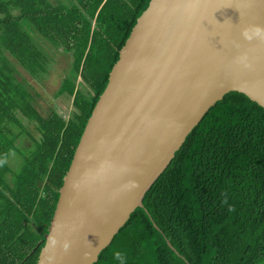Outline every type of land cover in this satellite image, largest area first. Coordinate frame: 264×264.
I'll return each mask as SVG.
<instances>
[{"label":"trees","instance_id":"trees-1","mask_svg":"<svg viewBox=\"0 0 264 264\" xmlns=\"http://www.w3.org/2000/svg\"><path fill=\"white\" fill-rule=\"evenodd\" d=\"M72 1L0 0V264H38L86 126L152 0ZM57 51L70 119L43 115L17 76L16 62L40 79ZM96 264H264V108L239 92L218 102Z\"/></svg>","mask_w":264,"mask_h":264},{"label":"water","instance_id":"water-1","mask_svg":"<svg viewBox=\"0 0 264 264\" xmlns=\"http://www.w3.org/2000/svg\"><path fill=\"white\" fill-rule=\"evenodd\" d=\"M231 92L264 108V0H152L86 126L38 264L98 263Z\"/></svg>","mask_w":264,"mask_h":264},{"label":"rangeland","instance_id":"rangeland-1","mask_svg":"<svg viewBox=\"0 0 264 264\" xmlns=\"http://www.w3.org/2000/svg\"><path fill=\"white\" fill-rule=\"evenodd\" d=\"M56 2V0H53ZM62 4L70 5L72 4V0H61ZM56 62L50 68V72L44 74L40 79L32 77L22 65L15 63L19 66V70L21 74H18V78L20 81H27L28 86L30 87L31 92L36 97V106L38 110L43 115H48L51 113L52 109H56L61 112L66 119H70L73 116L75 111V106L73 99L68 97L67 95H60L59 92L61 90L62 82L65 77H63V72L70 68V64H64L63 56L58 51L54 54ZM14 60V59H12ZM20 118L23 120V123L28 126L34 136L39 137L41 134L36 130L33 123H31L27 117L23 114H19ZM20 143H23L25 146L33 147V140L27 135H24L22 139L19 140ZM16 159L14 156L10 160L13 166H16Z\"/></svg>","mask_w":264,"mask_h":264},{"label":"clouds","instance_id":"clouds-1","mask_svg":"<svg viewBox=\"0 0 264 264\" xmlns=\"http://www.w3.org/2000/svg\"><path fill=\"white\" fill-rule=\"evenodd\" d=\"M256 34H257V35L260 34V30H259V29L256 30ZM243 35H244V37H245L246 39H249V40L252 39V35L250 34V31H249V30H245L244 33H243ZM117 258H118V259H122V258L119 257V256H118Z\"/></svg>","mask_w":264,"mask_h":264}]
</instances>
